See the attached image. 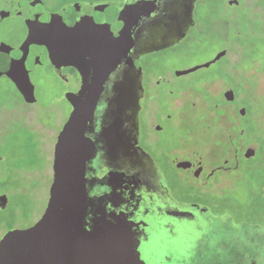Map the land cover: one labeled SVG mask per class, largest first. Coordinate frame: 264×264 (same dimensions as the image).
Here are the masks:
<instances>
[{"label": "water", "instance_id": "water-1", "mask_svg": "<svg viewBox=\"0 0 264 264\" xmlns=\"http://www.w3.org/2000/svg\"><path fill=\"white\" fill-rule=\"evenodd\" d=\"M195 5L71 4L38 20L49 59L74 68L79 86L62 95L70 111L54 144L45 210L33 225L4 233L0 264H264L263 227L234 226L203 206L177 202L139 145L136 63L178 44L195 24ZM253 152L250 146L245 154Z\"/></svg>", "mask_w": 264, "mask_h": 264}, {"label": "rangeland", "instance_id": "rangeland-1", "mask_svg": "<svg viewBox=\"0 0 264 264\" xmlns=\"http://www.w3.org/2000/svg\"><path fill=\"white\" fill-rule=\"evenodd\" d=\"M202 1H205L202 14L197 5L196 23L187 36L171 48L152 54L148 63L151 64L153 81L158 80L155 89L158 98L180 97L184 101V111H173L161 139L167 148L177 147L184 136L196 133L191 150L200 151L197 154L203 159L213 161L212 155L230 154L224 139L228 133L224 130L218 133L220 144L216 146L217 133L202 131V111L220 102L219 95H209L208 89L217 90L224 84L234 83L232 69L246 71L245 79L251 80L252 86L256 79L260 81L257 95L253 94L249 100L254 102L251 108L263 114L264 123V75H258L264 58V0H245L250 2L248 5L240 0L239 6L228 5L227 0ZM4 2L0 0V4ZM9 32L16 34L15 30ZM242 43L249 45H244L246 50L240 48ZM223 50L226 55L209 66L175 74L210 62ZM229 59L241 61L233 65ZM30 73L31 81L36 84L38 103L26 109L6 83L0 84V107H13L8 114L0 110V194L6 196L5 207L0 208V236L5 230L33 225L43 214L53 179L54 144L70 111L69 103L62 95L72 83L58 79L55 63L37 61ZM162 76H166L169 83L161 80ZM202 98L207 107L202 105ZM240 103L243 104L241 100ZM259 141L264 150V138ZM143 147L150 149L146 144ZM255 152L254 149L251 154L254 155L250 161L253 166L251 176L245 181L232 177L228 192L219 197L221 206L229 209L235 217L260 222L264 216V171L259 165L260 151ZM216 196L207 191L202 200L210 205Z\"/></svg>", "mask_w": 264, "mask_h": 264}, {"label": "flooded vegetation", "instance_id": "flooded-vegetation-1", "mask_svg": "<svg viewBox=\"0 0 264 264\" xmlns=\"http://www.w3.org/2000/svg\"><path fill=\"white\" fill-rule=\"evenodd\" d=\"M124 1L129 0H5L0 4V84L6 83L15 92L24 109L29 105L37 104L36 84L31 81L30 70L37 61L54 63L49 59L47 47L43 42L46 38L38 31V20H44L43 18L71 4L90 5ZM242 1L247 5L250 3ZM202 3L205 4V1L200 0L198 3L196 0L194 14L197 5H199L200 14H202ZM227 4L239 6L241 1L227 0ZM11 30H15L16 34L9 32ZM161 51L163 50L158 52ZM154 53L143 55L136 63L142 70L143 88L138 115L140 147L153 158L163 175L169 193L177 202L203 206L214 216L229 218L234 226L250 224L264 228V216L259 220L260 222L253 221L248 217H235L229 209L221 206L219 197V195L228 192L232 177L244 180L253 173L250 161L254 155H244L248 147L253 146L256 152L260 151L259 165L264 171V150H262L259 139L249 128L252 125L249 110L254 104L249 99H252L253 94L257 95L256 89L260 81L256 79V84L252 86L251 80L245 79L246 71L232 69L231 77L234 83L224 84L217 90H207L209 95L218 94L220 102L214 104L213 108L202 111V131L217 133L214 144L218 146L220 144L218 133L224 130L226 134L228 133L224 137L227 141L226 145L231 149H229L230 154L219 156L215 154L211 157L214 159L213 161L209 159L207 161L197 154L200 151L196 152L190 148L191 141L196 138V133L184 136L180 140V146L177 147L167 148L161 139L165 125L173 117V111H184V101L180 97L161 100L155 94L158 80L153 81L151 64L148 63ZM229 60L233 65L241 61L240 59ZM55 66L58 79L67 84L72 83L69 85V91H75L79 86L77 71L72 67H59L56 64ZM262 74L264 75V60H262L258 75ZM161 80L169 83L166 76H162ZM227 91H229L228 96L225 94ZM240 100L243 104L240 103ZM200 101L203 106L207 107L206 100L202 98ZM0 110H5V113L8 114L13 110V107H0ZM254 113V119L258 121L257 125L260 128L264 127L263 114L261 115L257 111ZM143 144L148 145L150 151L143 147ZM207 191L217 194L210 205L202 200ZM0 197L2 198L1 202L5 201V204L0 205V208H4L6 196L1 193ZM8 230L1 234L0 239Z\"/></svg>", "mask_w": 264, "mask_h": 264}, {"label": "trees", "instance_id": "trees-1", "mask_svg": "<svg viewBox=\"0 0 264 264\" xmlns=\"http://www.w3.org/2000/svg\"><path fill=\"white\" fill-rule=\"evenodd\" d=\"M244 45L249 46L247 43L240 44L239 46H240V48H242V50H246V48H245ZM243 60H245V59H243ZM249 115L252 117V119H251V123H252V125H251V131L256 136V138H258L259 140L263 139L264 138V135L262 133H264V128L263 127L260 128L257 125L258 124V121L254 119L255 118V113H254V110L252 108H250V110H249Z\"/></svg>", "mask_w": 264, "mask_h": 264}]
</instances>
